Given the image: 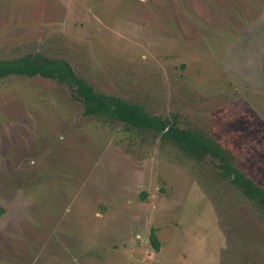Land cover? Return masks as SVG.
Segmentation results:
<instances>
[{"label": "rangeland", "instance_id": "1", "mask_svg": "<svg viewBox=\"0 0 264 264\" xmlns=\"http://www.w3.org/2000/svg\"><path fill=\"white\" fill-rule=\"evenodd\" d=\"M27 53L203 133L264 191V0H0V59ZM212 168L2 77L0 264H264V216Z\"/></svg>", "mask_w": 264, "mask_h": 264}, {"label": "trees", "instance_id": "2", "mask_svg": "<svg viewBox=\"0 0 264 264\" xmlns=\"http://www.w3.org/2000/svg\"><path fill=\"white\" fill-rule=\"evenodd\" d=\"M9 75L38 76L64 84L81 103L84 116L115 120L125 126L150 131L194 160L212 159V170L217 175L226 177L264 216V191L249 178L242 177L230 164L227 150L203 133L179 128L174 119L150 115L137 103L95 91L91 84L78 76L62 58L27 53L16 58L0 59V78ZM148 242L154 251L158 250L159 243L154 228L149 230Z\"/></svg>", "mask_w": 264, "mask_h": 264}]
</instances>
